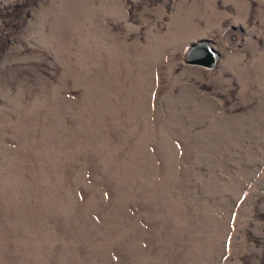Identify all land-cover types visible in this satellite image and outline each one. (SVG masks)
I'll return each mask as SVG.
<instances>
[{
  "label": "rangeland",
  "instance_id": "obj_1",
  "mask_svg": "<svg viewBox=\"0 0 264 264\" xmlns=\"http://www.w3.org/2000/svg\"><path fill=\"white\" fill-rule=\"evenodd\" d=\"M0 264H264V0H0Z\"/></svg>",
  "mask_w": 264,
  "mask_h": 264
},
{
  "label": "water",
  "instance_id": "obj_2",
  "mask_svg": "<svg viewBox=\"0 0 264 264\" xmlns=\"http://www.w3.org/2000/svg\"><path fill=\"white\" fill-rule=\"evenodd\" d=\"M218 52L209 41H199L189 46L184 62L187 66L213 69L218 61Z\"/></svg>",
  "mask_w": 264,
  "mask_h": 264
},
{
  "label": "bare ground",
  "instance_id": "obj_3",
  "mask_svg": "<svg viewBox=\"0 0 264 264\" xmlns=\"http://www.w3.org/2000/svg\"><path fill=\"white\" fill-rule=\"evenodd\" d=\"M219 59V58H218Z\"/></svg>",
  "mask_w": 264,
  "mask_h": 264
}]
</instances>
